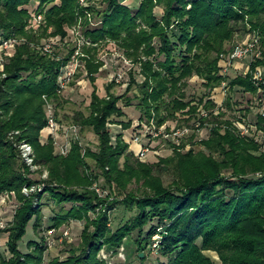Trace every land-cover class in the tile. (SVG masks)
Masks as SVG:
<instances>
[{
    "label": "trees",
    "instance_id": "16d2710c",
    "mask_svg": "<svg viewBox=\"0 0 264 264\" xmlns=\"http://www.w3.org/2000/svg\"><path fill=\"white\" fill-rule=\"evenodd\" d=\"M33 1L35 12L44 13L48 21L42 37H65L82 12L78 0H0V32L5 38L25 35ZM104 3L106 7L98 11L103 24L87 33L95 41L115 42L136 69L127 75L131 83L123 96L111 93L112 83L108 96L101 97L96 85L104 63L96 59L97 53L87 62L92 86L89 114L76 112L70 127L79 128V134L90 129L98 138L97 150L75 141L67 156H59L53 138L46 145L41 142L49 124L45 98L57 108L66 103L59 85L65 62L23 43L0 72V197L14 193L19 203L13 223L2 231L9 234L10 257L0 253V264H44L43 244L35 242L32 252L23 253L19 243L32 221L35 228L41 227L45 195L59 206L72 204L55 218L53 228L69 219L85 221L78 248H72L67 259L49 264H109L100 258L101 250L117 253L123 245L134 246L142 264L148 256L141 254L148 250L166 258L156 264H264V146L241 134L239 124L246 123V113L232 116L237 115L235 94H251L257 101L264 93V80H255L257 68L264 69V0H143L137 9L122 0ZM158 7L164 8L161 17L155 12ZM240 32L260 37L262 56L246 74L222 76L221 55L231 52ZM195 77L205 93L188 100L187 88ZM224 82L228 95L220 114L200 119V106L216 108L212 97ZM133 85L141 95L128 96ZM135 98L140 119L155 116L159 127L169 121L202 125L216 121L211 137L200 142L206 151L181 153L175 147V154L157 165L136 158L123 134L114 141L110 130L118 122L124 131L131 128V121L119 120L126 116L121 102L131 107ZM56 119L62 123L58 112ZM255 123L264 131V117L258 115ZM23 141L33 146L36 162L50 171L44 190L29 197L23 188L37 182L21 158ZM156 171L170 174V184ZM102 177L106 186L123 195L121 200L109 202L90 189ZM134 182L142 184L140 195L128 192ZM116 206L133 216L113 230L110 211ZM208 251L216 252L220 261L212 260Z\"/></svg>",
    "mask_w": 264,
    "mask_h": 264
},
{
    "label": "rangeland",
    "instance_id": "374dc122",
    "mask_svg": "<svg viewBox=\"0 0 264 264\" xmlns=\"http://www.w3.org/2000/svg\"><path fill=\"white\" fill-rule=\"evenodd\" d=\"M143 0H122L123 4L130 6L132 9H137L140 7L141 2ZM78 4L81 8V13L78 14L76 22L74 25L67 27V35L65 37L61 36H41L43 30L48 26V21L44 13L35 12L37 8V1H33L29 6L30 19L25 27V35L18 37H11L10 39H14L15 43L11 49H2L1 45L5 40H8L4 37L3 32H0V72L4 73L6 60L9 57L15 55L16 49L19 45L26 43L31 45L37 52L41 54L45 53L46 46H52L53 50L49 55L53 56L57 61L65 62L62 72L65 70H71L74 72V78L71 84L67 89L60 92V94L64 97L66 103H62L61 106L57 108V103L52 101L49 98H45L46 100V114L47 117L50 115V112L47 110L48 104H53L54 109L52 114L56 116V112H58V117L62 121V130L59 136L55 139L54 136L50 135L49 140L53 138L55 151L54 153L59 156H65L62 153V147L66 145L67 142L73 144L75 141H79L80 144L84 148H90L92 150H97L99 141L97 136L90 130L80 131L79 138H72V129L70 127L72 118L75 116L76 112H84L85 114H89V105L91 103V94H92V86L90 84V80L88 78L87 72V62L91 60L94 55H96V59L98 61H102L104 65L100 68V72L97 75V90L101 97H107V88L112 83H115L111 77L116 75V72H122L130 76L131 72L135 71V62L133 59L124 55L120 50L118 45L107 40H98L95 41L92 37H90L87 31L92 27L101 26L103 23V16L98 14L99 10L104 9L105 3L104 0H78ZM156 14L161 17L164 13L163 7H158L155 10ZM52 33V30H49V34ZM28 34L29 37H26ZM253 36L245 33H238L236 36L233 46L235 44L240 43H248L250 39H253ZM31 38V39H30ZM259 40V39H258ZM261 45V43H260ZM97 51V52H96ZM75 57V58H74ZM96 61V63L98 62ZM244 61V60H242ZM242 71V70H240ZM247 73V72H246ZM5 76V74H4ZM126 76V82L123 84H116L111 89V93L116 96H123L130 85V77ZM230 77V76H229ZM233 78V77H232ZM125 79V78H124ZM223 87V86H222ZM221 88V91L218 94H222L224 96V101L227 98L228 91ZM188 100L198 99L205 93V88L202 85V81L195 77L190 81L189 87L187 88ZM216 94V91L213 95ZM141 95L140 88L137 85H133L132 91L129 93V97H135ZM262 95V94H261ZM260 95V97H261ZM259 97V98H260ZM214 98V96H213ZM212 98V99H213ZM257 96H253L251 94H243L238 93L234 95L233 101L236 103L235 110L237 115H233V117H240L241 115L246 113V125L250 126L252 123H255L257 120V116L260 115V106L258 104V100L256 101ZM136 99V98H135ZM134 99V105L131 107H126L124 105L125 100H122L121 107L123 108L126 116L120 121L129 122L131 121L133 124L129 130L124 131V125L118 122L120 125L112 124L110 126L111 133L116 140V137L119 134H123V141L127 145H129V150L135 153L136 158L137 152L140 151V146L138 144L133 143V136L136 132H138V123L141 121L146 122V119H140L142 117V112L138 110L136 107L137 99ZM213 101L216 104V108L210 111L211 117H216L220 114L223 109V102L220 99L217 101L216 99ZM249 109V110H248ZM200 111V110H199ZM249 112V113H248ZM179 119H183V117H179ZM212 123V122H211ZM217 127V122L214 121L212 124ZM193 122H179V121H169L165 124L168 129H178L182 126H191ZM256 124V123H255ZM219 125V124H218ZM213 127V128H214ZM208 125L204 126L201 132H195L194 136L192 135L190 138L186 139L182 142L180 147L181 153H188L191 150H195V152L203 151L206 149L200 143L201 141L208 140L212 135V129H210ZM69 130L70 136L67 137ZM79 132V131H78ZM16 135L19 132H14ZM193 133V132H192ZM42 137V136H41ZM41 142L43 145L49 143ZM157 142H153L152 146L155 148L153 152L147 156L144 160L145 164L148 165H157L161 159H167L172 157L175 154V149L172 148L170 143L163 142L162 140H156ZM196 143V144H194ZM185 144V146H183ZM194 144V145H193ZM20 149V148H19ZM21 152V151H20ZM35 152V150H34ZM71 152V150H70ZM69 152V153H70ZM68 153V154H69ZM67 154V155H68ZM66 155V156H67ZM36 159V152H35ZM124 163V158L121 160ZM89 163L94 166L93 162L89 161ZM37 167L30 168V176L33 180H36L37 184H43L44 181L50 179V171L46 166H42L36 162ZM154 174L160 177L166 185H169L171 182V175L167 172H159L156 171ZM35 184V185H37ZM100 187L103 193H99L97 191V187ZM32 187V186H31ZM34 187V185H33ZM31 189L29 186H25L23 188V194H25V189ZM142 188L141 183L134 182L129 186L128 192H134L136 195H140V190ZM28 189V190H29ZM95 191L97 195L101 199H106L109 202L118 198L121 200L123 195H120L118 189H110L109 186L105 185V179L102 177L99 180L93 181V185L90 188ZM31 192V191H29ZM37 193V192H36ZM33 193H30L26 196H31ZM44 203L43 207V219L40 228H35V221H32L28 227L27 234L19 243V249L23 253H30L34 250V243L43 244L45 247V261L44 264H49L50 261L59 258L61 260L67 259L71 252L72 248H78V246L82 242V232L85 228V221H79L75 219L66 220L63 225L59 228H53L55 223V218L60 214H63L64 211H68L71 209L72 204H64L59 206L53 200H48L47 195L44 196L42 201ZM19 203L15 199L14 193H5L0 197V253L3 256L10 257V253L7 249V241L9 238L8 233L2 232L6 228H8L14 220L15 212ZM64 206V207H63ZM103 207V206H102ZM101 207V208H102ZM101 209H98L100 211ZM110 211L112 218V228L116 230L119 226H121L126 219H130L133 216V213L126 210L124 207L116 206ZM91 216L94 217V214ZM159 237H154V240H158ZM156 253V252H155ZM151 253L149 250L146 253H143L144 256L147 255L148 259L146 260V264H156L158 260L165 261V257H161L159 254ZM137 250L134 246L123 245L117 253L113 251L109 252L105 249H102L100 252V258L105 259L109 264H142L141 261L137 258ZM206 254L215 262L220 261L219 256L216 252L208 251Z\"/></svg>",
    "mask_w": 264,
    "mask_h": 264
},
{
    "label": "built area",
    "instance_id": "2783aa9c",
    "mask_svg": "<svg viewBox=\"0 0 264 264\" xmlns=\"http://www.w3.org/2000/svg\"><path fill=\"white\" fill-rule=\"evenodd\" d=\"M253 39H250L248 43H239L235 44L229 53H225L221 55L220 59V67H221V74L222 76L229 77L231 69L235 66L237 62H240L242 60L250 59L251 63L255 61L256 59L260 58L262 56V49L260 47V37L259 36H253ZM259 39V40H258ZM15 43L14 39H8L5 40L1 48L2 49H11ZM45 53H51L53 50L52 46H46ZM75 58V57H74ZM250 63V64H251ZM66 70V69H65ZM63 71L60 78H59V85H60V92L64 91L69 87L71 82L74 78V72L71 70ZM116 75H113L111 79L116 84H123L126 81L127 74L122 72H116ZM125 78V79H124ZM255 80L257 81H263L264 80V69L261 67H258L255 73ZM223 89L225 91L227 90V83L224 82L222 85ZM258 104L260 106V112L259 114L264 117V93L261 95V97L258 100ZM54 109L53 104L47 105V110L50 112V115L48 116L49 124L47 129L50 131V134L57 138L59 134L61 133L62 126H60L59 122L56 119V116L52 114ZM199 118L200 119H207L210 116V111L206 110L204 106H200L199 108ZM210 129H213L214 125L206 124ZM200 121H197L196 123L193 122L191 126H183L178 129H168L165 125L158 126L157 121L155 119V116L152 117L149 121H141L138 123V132L135 133L133 136V143L138 144L140 146V151L137 152V157L141 160H145L147 156L150 154V152H153L155 148L152 146L153 142H157L156 140H162L163 142H166L167 144L170 143L172 145V148L174 147H180L182 142L186 139L190 138L192 135L194 136L195 132H201L204 126ZM72 129V138L77 139L79 138L78 131L79 128L77 127H71ZM239 129L241 131V134L243 136H250L254 138L257 142L263 144L264 146V131L259 129V127L252 123L250 126H247L245 124V121L243 120V123L239 124ZM193 132V133H192ZM68 130L67 137L70 136ZM20 151H21V158L24 161V163L30 167L35 168L36 165V159H35V152L34 148L31 144H29L26 141L21 142L19 145ZM70 143L67 142L66 145L62 147V153L63 155H67L70 152ZM45 184H37L34 185V187H30L31 189H25L24 192L26 195H29L30 193H36V192H42L44 190ZM97 191L99 193H103L102 189L98 186ZM31 191V192H29ZM157 237V236H156ZM156 246V244H155Z\"/></svg>",
    "mask_w": 264,
    "mask_h": 264
},
{
    "label": "crops",
    "instance_id": "0c3cea01",
    "mask_svg": "<svg viewBox=\"0 0 264 264\" xmlns=\"http://www.w3.org/2000/svg\"><path fill=\"white\" fill-rule=\"evenodd\" d=\"M250 63H251L250 59H246L244 61L237 62L235 64V66L230 71V77H237L238 75L246 74V72H248L250 70V66H251ZM240 70H242V71H240ZM220 91H221V88L216 89V94L213 95L214 98L213 97L212 98L214 100L216 99L217 101L220 99V101L223 102L224 96L222 94H218V92H220ZM50 135H51L50 131L48 129H45L42 132V137H41L42 142L47 143Z\"/></svg>",
    "mask_w": 264,
    "mask_h": 264
},
{
    "label": "water",
    "instance_id": "95a60500",
    "mask_svg": "<svg viewBox=\"0 0 264 264\" xmlns=\"http://www.w3.org/2000/svg\"><path fill=\"white\" fill-rule=\"evenodd\" d=\"M141 257H144V254L143 253L141 254Z\"/></svg>",
    "mask_w": 264,
    "mask_h": 264
}]
</instances>
